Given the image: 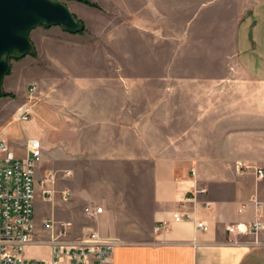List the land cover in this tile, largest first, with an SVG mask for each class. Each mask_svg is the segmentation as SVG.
<instances>
[{
    "label": "crops",
    "instance_id": "crops-1",
    "mask_svg": "<svg viewBox=\"0 0 264 264\" xmlns=\"http://www.w3.org/2000/svg\"><path fill=\"white\" fill-rule=\"evenodd\" d=\"M89 1L105 27L34 30L37 57L8 77L15 111L38 93L31 120L7 119L0 138L19 158L39 139L37 180L56 173L71 194L39 193L35 241L54 221L72 241H114L111 264H264V230L228 231L264 221V178L245 171H264V0ZM26 255L48 261L51 246Z\"/></svg>",
    "mask_w": 264,
    "mask_h": 264
},
{
    "label": "built area",
    "instance_id": "built-area-1",
    "mask_svg": "<svg viewBox=\"0 0 264 264\" xmlns=\"http://www.w3.org/2000/svg\"><path fill=\"white\" fill-rule=\"evenodd\" d=\"M36 87L30 89L29 102L34 100ZM32 110L30 103L23 105L16 120L29 122ZM43 158V146L39 139H31L26 145V156L19 158L10 149L8 143L0 138V264H111V255L115 242L102 239L98 233H90L85 239H70V224L59 222L46 223L47 236L36 242L34 222L36 189L47 202H52L60 194L64 202H69L70 192H59L57 174L48 173L40 181L36 177V168ZM246 170H251L245 167ZM258 179L264 178L262 170H255ZM69 175V173H66ZM208 207V206H206ZM103 213L102 207L87 206L84 214L91 219ZM176 223L191 220V216L180 212L173 214ZM159 224L155 231L165 228ZM197 229L208 231L204 222L197 223ZM264 230V221L257 220L250 227L239 224L228 228L231 233L249 232L258 234ZM47 242L51 246V258L48 261L30 259L26 249L30 245Z\"/></svg>",
    "mask_w": 264,
    "mask_h": 264
},
{
    "label": "water",
    "instance_id": "water-1",
    "mask_svg": "<svg viewBox=\"0 0 264 264\" xmlns=\"http://www.w3.org/2000/svg\"><path fill=\"white\" fill-rule=\"evenodd\" d=\"M65 2L90 4L89 0H0V98L7 97L4 81L11 61L34 55V30L59 27L69 34L84 30Z\"/></svg>",
    "mask_w": 264,
    "mask_h": 264
},
{
    "label": "rangeland",
    "instance_id": "rangeland-1",
    "mask_svg": "<svg viewBox=\"0 0 264 264\" xmlns=\"http://www.w3.org/2000/svg\"><path fill=\"white\" fill-rule=\"evenodd\" d=\"M66 4H67V6L69 7V6H71V7H73L74 8V10H75V12L77 13V15L76 14H74L75 15V17H76V19H78V20H80L82 23H83V25H84V28H85V31L83 32V33H89L91 30H98V29H102L103 27H105L104 26V22L103 21H99L100 19H99V16L100 15H98V12L97 11H99V12H102L103 14L105 13L101 8H99V6L97 5V4H95V5H97L98 6V8H95V7H93V9H96V10H93V11H90L89 9H86L85 7H84V5L85 4H81V3H78V5L77 4H75V3H72V2H65ZM92 3V2H91ZM81 4V5H80ZM94 4V3H93ZM91 7V6H90ZM105 15V14H104ZM110 16H112V15H110ZM101 20H103V19H101ZM85 21V22H84ZM53 28V27H52ZM111 28H113V25H111ZM82 33V32H81ZM80 34V33H79ZM33 57H37V50H35V53H34V55H32ZM17 61H19V60H12L11 61V71H12V73H11V71H10V73H9V75L5 78V81H4V91L7 93V95L8 94H11V95H13V96H7V97H3V98H0V124H5V123H7L6 121H7V119L9 120V121H17L16 120V115H17V112L19 111V109L23 106V105H25V104H27V103H30V106H31V110H32V108H33V105H34V102H35V100H36V98H37V93H38V86L37 85H31L30 87H29V90H28V95H27V101H26V103L25 104H23L19 109H17L16 111L14 110V105H15V103H14V100H15V96H14V94H12V93H10V92H8L7 91V89L9 88L8 86V84H7V82L8 83H10L11 82V79H8V77L11 75V74H13V70H16V68H17V64H16V62ZM14 62V64H13V69H12V63ZM16 72V71H15ZM14 72V73H15ZM32 87H36L37 88V91H36V93H35V96H34V100L33 101H31L30 100V102H29V99H28V97H29V94H30V89L32 88ZM17 92H18V90H17ZM15 111V112H14ZM32 115H33V112H32ZM31 118H32V116H31ZM17 122H20V121H17ZM18 155H20V157L21 158H24L25 156H26V152H25V150H22V151H20V153H18ZM256 170H260V169H256ZM245 171H247V172H254L255 170H246L245 169ZM263 171V170H262ZM264 172V171H263ZM254 174H255V172H254ZM257 178V177H256ZM258 179V178H257ZM258 180H260V179H258ZM64 191H68V190H63V191H59V192H64ZM39 192H40V189L37 187V189H36V194H37V196H36V200H35V210H36V202H37V198H38V195H39ZM62 198V197H61ZM48 204H51V202L49 201V203ZM48 206V205H47ZM48 211V207H47V210H46V208H45V210L44 211H40L39 213L42 215V213H44V212H47ZM59 224H62V223H60L59 222Z\"/></svg>",
    "mask_w": 264,
    "mask_h": 264
},
{
    "label": "trees",
    "instance_id": "trees-1",
    "mask_svg": "<svg viewBox=\"0 0 264 264\" xmlns=\"http://www.w3.org/2000/svg\"><path fill=\"white\" fill-rule=\"evenodd\" d=\"M89 6H91V7H95V8H98L97 5H95V4L91 3V2H90V4H89ZM84 31H85V28H84V30L82 31V33H83ZM7 96H13V95L8 94Z\"/></svg>",
    "mask_w": 264,
    "mask_h": 264
}]
</instances>
